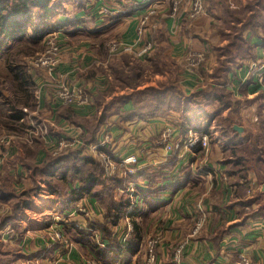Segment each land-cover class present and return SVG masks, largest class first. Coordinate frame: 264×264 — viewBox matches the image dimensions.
Here are the masks:
<instances>
[{"label": "crops", "instance_id": "1", "mask_svg": "<svg viewBox=\"0 0 264 264\" xmlns=\"http://www.w3.org/2000/svg\"><path fill=\"white\" fill-rule=\"evenodd\" d=\"M172 1L66 2L68 13L60 17L66 26L53 33L62 44V61L55 71L44 70L43 76L36 79L41 83L38 110L49 115L50 121L45 119L43 125L54 139L74 138L79 128L83 130V145L99 114L110 105L106 121L95 132L96 140L87 147L86 154L97 160L91 146L109 139L102 149L118 159L136 156L138 162L134 174L119 171L107 176L104 172V177L121 179L138 176L144 170L137 186L130 183L128 188L114 192V198L124 193L133 200L130 216L111 226L117 241H125L129 224L131 234L136 222L140 244L159 237L157 264H228L240 254L248 256L253 264H264V216L256 214L257 194L251 191L257 186V174L249 170L248 176H241L237 171L238 160L240 163L254 151H264V86L256 82L264 67V28L251 22V26L245 25L238 12L232 13L230 4L234 2L230 0H213L216 12L209 8L212 15L206 11L195 19L184 12L187 0H178L180 10L176 15ZM151 8L156 12L143 25L141 19ZM233 26L240 28L236 45L228 43ZM107 40L136 43L137 50L153 43L151 53L139 58L150 67L158 65L162 72H154L150 80L135 87L114 83L117 72L132 71V62L121 61L128 53H111ZM195 53L205 57L192 69L188 58ZM66 81L84 87L90 101L82 105L60 103L55 91L59 83ZM167 87H175L172 94L180 100L178 106L167 108L161 98L146 94L148 89ZM137 92L146 98L138 103L118 101ZM167 127H173L174 139L181 141L188 138L190 129L208 134V151L200 146L167 151L158 143ZM71 129L74 131L69 134ZM14 154L1 166L0 182L10 193L17 191L20 195L34 179L32 170L22 161L29 159H18ZM39 156L34 163L41 164L45 159L44 153ZM11 159L13 164H9ZM38 184L39 191L29 207L12 214V221L0 230V264H103L92 256L87 239L71 238L72 225L66 226L70 231L62 230L67 222H86L74 209L84 201L91 210L90 219L95 225H90L96 228L99 242L95 235L90 238L101 247L108 245L97 227L104 220L103 205L90 194L73 207L63 208L48 182L39 179ZM79 187V183L70 184L69 192ZM137 188L140 196L136 195ZM248 191L254 196L249 197ZM10 199L0 202V217L6 216L18 200ZM198 204L208 215L195 231L200 216ZM60 231L63 238L54 239ZM139 250L130 264H143V250ZM178 250L181 254L177 259ZM120 260L114 264H120Z\"/></svg>", "mask_w": 264, "mask_h": 264}, {"label": "trees", "instance_id": "2", "mask_svg": "<svg viewBox=\"0 0 264 264\" xmlns=\"http://www.w3.org/2000/svg\"><path fill=\"white\" fill-rule=\"evenodd\" d=\"M68 1L70 0H0V61L6 60L11 75L20 83L26 84L25 75L27 72L24 67L11 61L15 49L27 47L29 50L32 46L44 43L52 33L66 26L67 22H63L60 17L68 13L65 5ZM230 5L234 12L236 9L234 3ZM257 25L259 26V24ZM234 43L236 45L237 41ZM173 91L176 92L175 87L151 88L146 90V94L151 93L161 98L163 103L158 101L169 108L178 106L180 101L173 96ZM143 98L146 97L137 92L130 97L123 96L118 101L125 103L134 100L135 103H138ZM3 103L5 102L0 100L1 107ZM9 104L11 105L10 113L3 123L11 124L24 119L27 115L25 111L18 109V105L16 106L12 101H9ZM109 108L110 105H106L102 114H99L94 129L84 139V144L77 149L58 157L47 156L41 164L22 160L26 168L32 170L34 185L24 190L22 194L16 195L13 192L10 193L0 182V202H7L9 198L14 200L17 197L18 201L13 202L14 213L29 207L33 197L39 191V186L36 183L38 179L51 185V190L56 193V198L61 202L63 208H71L84 196L92 194L105 209L104 220L97 227L101 230L103 238L108 240V245L101 247L90 238L88 231L78 230L75 224H72L73 228L69 235L71 238L87 239L86 242L89 243L92 256H95L94 258L99 259L103 264H114L117 259H121L120 264H130L140 249L138 224L133 221L135 229L122 243L113 238L111 226H115L121 219L130 216L129 209L133 200L130 195L126 196L124 193L114 198V192L117 188H128L130 183L136 185L135 183L139 181L140 174L144 170L138 173L139 177L124 176L121 179H118L117 176L104 177L102 164L86 154L87 147L96 140L94 139L95 132L105 123ZM76 183H79L80 187L69 192V185ZM153 184L151 183V185ZM137 190L136 195L140 196V189L137 188ZM147 198L148 195L144 196V200ZM256 214L264 216V211L258 210ZM10 221H12V216L0 217V230L5 228Z\"/></svg>", "mask_w": 264, "mask_h": 264}, {"label": "rangeland", "instance_id": "3", "mask_svg": "<svg viewBox=\"0 0 264 264\" xmlns=\"http://www.w3.org/2000/svg\"><path fill=\"white\" fill-rule=\"evenodd\" d=\"M188 1L189 0L186 1L185 7L183 9H184V12L186 11V15L189 19L198 18L201 15H204L206 13V11H207V13L211 14L210 12H208L209 8L213 9L216 12V8L212 5L213 0H204L205 5L208 4V6L206 5V11L201 15H198L194 18H190L188 15V12H187ZM230 1L234 2V7L236 8L235 11L232 13L238 12V14H239L238 18L243 19L245 25L248 26V25H250L249 22H251L252 24H254V23L259 24V25H261L260 27L263 26V28H264V0H230ZM71 4L77 5L75 2H72ZM179 10H180V3H179L178 10L176 12H174L173 10L172 11L176 15L179 13ZM234 19H236V18H234ZM231 31L233 34L229 37L228 43H232V42L236 41L235 36L240 31V28L237 26H233ZM47 39H49L51 41L57 40L53 36V33ZM108 42L109 41L107 40V43ZM59 45H60L59 50L56 54H52V53L47 51V47H46L47 43L45 44V41H44V43L42 42V43L38 44L37 46H32V48L29 50H27V47H18L15 49L14 53L12 52L13 58L11 59V61H13L15 64H18V65H21L22 67H24L25 71L27 72L25 75L26 84L20 83L18 80H16L14 78L13 75H11V72H10V69L7 65L6 60L0 61V100L5 102V103H3L2 107L0 106V143H7V144H2L0 146V161L3 160V164H4V161L6 160V158H8L12 154H14V152H15L14 155L16 157H18V159H19V156H21V157H26L27 159H29L33 162V161H37L38 159L41 158L39 156L41 153H44L45 158L47 156L58 157L64 153L65 154L69 153L70 152L69 150L72 151L74 149H77V148H73V149H69V150H62L58 155H56V156L53 155L52 147L49 144H47L46 140L43 138V135L46 132H49L48 131L49 129L46 128L45 125H43V124H45V122H44L45 119H47L46 121L48 123L50 122L49 118H48L49 115H47L45 112H42L41 110H38V106H39L38 95H40V90H41L40 84L41 83L36 81V79L38 76H43V74L45 73L44 70H47L48 72H50V71L53 72L58 67V65H60V63L62 61L63 48H62V44L59 43ZM227 45H229V44H227ZM153 49H154V44L152 43V48L146 54H150ZM12 53H11V55H12ZM121 53H127V52H121ZM116 54H118V53H116ZM195 54H199V55L205 57L203 53H195ZM122 56L123 57L121 58V61L123 63L132 62L133 69H132V71H130L126 74H125V72L123 73V71L117 72L115 77H114L117 80H114V83L119 82V83H122L123 85H129V86H132V84H134V87H135L136 84L139 82L145 83L146 81L150 80L151 77L153 76L154 72H160V73L162 72L161 68L158 67V65H156V64L153 67H150V65L147 64L146 61H143L142 58H139V55L136 52L123 54ZM45 59H47L48 63H50L51 59L56 60L57 63L54 66H52V65L44 66L45 63L41 64V61H44ZM169 65H170V63H169ZM51 69H53V70H51ZM91 69L92 68H90V70H87V71L89 72V71H91ZM66 82L59 83L58 88L55 91V92H57L56 93L57 99L62 104H66V103L62 102L58 98V93H61L63 91V90H61V87L63 85H67L68 87H71V88L74 87L72 84L69 83L70 81L69 82L66 81ZM75 88L76 89H83L85 91V93H86L85 97H86V99L88 98V101H87V103H88L90 101V98H91L89 92L84 87L83 88L82 87H75ZM9 101L14 102L16 104V106L18 105V109H23L25 111V113L27 115L24 117V119L14 121L11 124L3 123V121L6 120L7 116L10 113L11 105L9 104ZM228 102H230V101L228 100ZM83 104H85V103H83ZM66 105H74V104H66ZM75 105H77V104H75ZM80 105H82V104H80ZM30 131H32V132H30ZM70 131L71 132L69 134H71L74 130L71 129ZM213 142H215V140H213L212 143ZM12 146H13V148H12V151L10 152V154L4 156V154L6 152L8 153L7 150L10 149ZM209 146H210V142H209ZM208 149H209V147H208ZM208 149L205 151H208ZM47 151H48V153H47ZM254 152L255 153L252 154L250 158L245 157L243 159L244 161L242 160V162H240V163L238 160L237 164H239V167H238L239 170H237V171L241 176L244 173H246V176H248L249 170H250V172H256V174H257V186L255 187V189L253 188L251 191L254 194H257V195H255L256 197L254 198V202H256V205H259V210L264 211V191H263V187H264V151H263V153H261L260 150H258L257 152L256 151H254ZM236 155H237V153H236ZM261 159H263V160H261ZM29 160H26V161L29 162ZM9 164H13L12 159L10 160ZM237 164L235 166H237ZM1 168L2 167H0V169ZM5 179L9 180L7 177H5ZM38 180L36 181V183L39 186ZM34 183L35 182H33V184L31 186H33ZM7 184H9L8 186L11 187L12 182L8 181ZM132 185H134V184H132ZM256 190H257V192H256ZM251 191H248L249 197L252 195L254 196V194ZM14 192H15V194L17 193V191H14ZM80 202H78V203H80ZM76 205H75V207H76ZM12 208H13V206L10 208L11 211L5 213L6 216H8V215L12 216V214L14 213ZM79 215H81L82 221L86 219L85 220L86 222L75 223V225L80 224L79 225L80 228H78V230L86 231V232L88 231L90 233V237L94 236L95 234L90 229L96 230V228H94L92 225H90L91 223H93L91 221V219L87 218L86 216H84L82 214H79ZM72 224H74V223H72ZM72 224L67 222L66 225L62 227V230L65 229L67 232L70 231V229H66V226L68 225L70 227ZM53 234H55V232H53ZM49 238L52 239L50 236H49ZM96 240H97V242H99L98 239H96ZM147 240L148 239H146L145 241H147ZM140 249H141V244H140ZM251 264H253V263H251Z\"/></svg>", "mask_w": 264, "mask_h": 264}, {"label": "built area", "instance_id": "4", "mask_svg": "<svg viewBox=\"0 0 264 264\" xmlns=\"http://www.w3.org/2000/svg\"><path fill=\"white\" fill-rule=\"evenodd\" d=\"M179 8V1L173 0L172 1V10L176 12ZM155 8H151L149 13L144 15V17L141 19V23L144 25L147 23V20L150 15H152L155 12ZM206 11V5L204 0H189L187 4V12L190 18H194L198 15L203 14ZM47 43V51L56 54L59 50V42L57 40H45V44ZM135 44H127L122 41H111L108 43V49L112 53H121V52H127V53H134L136 52L139 56L146 54L149 52V50L152 48V43H146L142 46L141 49L137 50L135 48ZM189 60V66L194 69L196 68L202 61L203 56L199 54H193L191 57L188 58ZM47 59L44 61H41L42 63H45L44 66L52 65L54 66L57 61L54 59L50 60V63H46ZM53 70V69H51ZM256 82L260 84L261 86H264V67L261 69V72L258 73ZM61 90H63L61 93H58V98L66 103V104H83L87 103L88 98L86 99L85 91L83 89H76L75 87H68L67 85H63L61 87ZM32 132V131H30ZM174 133L175 130L173 127H167L161 134L158 143L160 145H163V147L167 151H172L173 149H186L191 150L195 147H202L203 150H207L209 147V136L205 133H199L197 131H194L192 129L189 130V136L184 141L176 140L174 139ZM43 138L46 140L47 144H49L52 147V153L53 155H58L62 150H69L73 148H78L83 143V130H80L79 128L76 130V135L74 138H67V137H57L54 139L53 137L49 136L47 132L43 135ZM110 140L104 139L102 142L92 145L91 151L96 156L98 162H100L104 168L105 175L111 176L114 175L117 172H122L123 174H134L135 173V165L138 162V159L136 156H131L125 159H118L115 155L109 154L107 151L102 149L104 146L108 144ZM2 144L7 143H0V146ZM13 146L8 149V153L6 152L4 156L9 155L12 151ZM3 165V160L0 161V167ZM76 212L79 214H82L86 216L87 218H91L92 213L89 207L86 205L84 201H81L76 205L74 208ZM198 210L200 211V216L196 221V227L195 231H198L203 224L207 220V211L205 208L198 204ZM75 212V211H74ZM80 224H76L77 228H80ZM94 234L95 238L99 240V236L97 234V230L90 229ZM128 232L124 235V240L129 235L130 231L132 230V225L129 224ZM63 233L60 231L58 232L54 239H62ZM159 243L158 237H150L147 241H144L141 244V248L143 250V264H157L158 260V252H157V245ZM181 254V251L178 250L176 253V258L178 259ZM252 260L244 255L240 254L237 259L231 261L228 264H251Z\"/></svg>", "mask_w": 264, "mask_h": 264}, {"label": "water", "instance_id": "5", "mask_svg": "<svg viewBox=\"0 0 264 264\" xmlns=\"http://www.w3.org/2000/svg\"><path fill=\"white\" fill-rule=\"evenodd\" d=\"M235 128L238 129V130H241V128H239V127H237V126H236ZM263 191H264V187H263Z\"/></svg>", "mask_w": 264, "mask_h": 264}]
</instances>
